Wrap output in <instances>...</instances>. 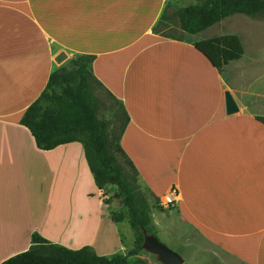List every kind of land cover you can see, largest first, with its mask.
<instances>
[{
    "label": "crops",
    "instance_id": "0c3cea01",
    "mask_svg": "<svg viewBox=\"0 0 264 264\" xmlns=\"http://www.w3.org/2000/svg\"><path fill=\"white\" fill-rule=\"evenodd\" d=\"M169 3L0 0V263L28 250L34 232L101 255L133 243L83 143L41 149L20 122L64 50L94 55V75L126 110L121 145L151 203L175 189L173 206L221 264H264V89L239 74L244 55L219 70L199 49L210 37L158 32ZM226 90L239 107L231 114Z\"/></svg>",
    "mask_w": 264,
    "mask_h": 264
},
{
    "label": "trees",
    "instance_id": "16d2710c",
    "mask_svg": "<svg viewBox=\"0 0 264 264\" xmlns=\"http://www.w3.org/2000/svg\"><path fill=\"white\" fill-rule=\"evenodd\" d=\"M262 12L264 0H194L179 6L176 15L183 30L196 34L232 14ZM199 49L219 70L245 53L240 36L234 33L202 40ZM93 61L94 55H77L71 59V71L64 72L59 67L52 72L46 88L28 106L20 122L31 130L41 149L49 150L74 141L83 143L96 184L105 189L106 195L108 188H114L105 202L110 204L118 198L127 211V215L113 211L112 218L118 222L128 220L135 234L133 245L126 253L101 255L90 246L71 249L34 232L28 250L0 264H139L142 259L133 262L132 257H138L144 250V230L157 235L152 208L158 202L151 203L146 187L140 182L138 169L121 145L129 117L124 109L125 120L115 135L114 118L99 112L94 84L101 85V82L93 73Z\"/></svg>",
    "mask_w": 264,
    "mask_h": 264
},
{
    "label": "rangeland",
    "instance_id": "374dc122",
    "mask_svg": "<svg viewBox=\"0 0 264 264\" xmlns=\"http://www.w3.org/2000/svg\"><path fill=\"white\" fill-rule=\"evenodd\" d=\"M194 2V0H170L165 13L156 26V30L164 35H185L176 10L179 6ZM238 34L244 44L245 54L238 63L242 68L238 70L242 76L250 77L251 87L259 91L264 89V12L255 15L242 13L232 14L223 20L215 23L207 29L201 31L203 36H219L221 34ZM69 57L61 63V71L72 70L71 59ZM225 74H230V69L225 68ZM246 80V78H245ZM95 95L99 100V112L107 118H114V134L117 135L122 128L124 117L123 106L107 93L101 85L94 84ZM109 196L114 188H108ZM105 197V198H109ZM116 204L113 211H120L127 215L122 201L115 198ZM112 211V212H113ZM153 224L157 237L165 244L179 252L185 259L184 264H221L214 249L202 238L201 232L173 203L164 206L160 202L152 208ZM122 229L126 235V241L134 242L135 234L127 219L123 221ZM133 245V243H131ZM119 250L118 252L126 253ZM138 258L142 259L139 264H163L158 255L144 249L138 257H132L133 262Z\"/></svg>",
    "mask_w": 264,
    "mask_h": 264
},
{
    "label": "water",
    "instance_id": "95a60500",
    "mask_svg": "<svg viewBox=\"0 0 264 264\" xmlns=\"http://www.w3.org/2000/svg\"><path fill=\"white\" fill-rule=\"evenodd\" d=\"M66 59H68V53L64 50L60 51L55 60L58 64L63 63ZM225 101H226V112L228 114L234 113L238 111L239 107L235 101L230 90H226L225 92ZM145 232V241L143 244L144 249L155 253L158 255L159 260L163 264H184V257L168 246L167 244L163 243L155 234H149Z\"/></svg>",
    "mask_w": 264,
    "mask_h": 264
},
{
    "label": "built area",
    "instance_id": "2783aa9c",
    "mask_svg": "<svg viewBox=\"0 0 264 264\" xmlns=\"http://www.w3.org/2000/svg\"><path fill=\"white\" fill-rule=\"evenodd\" d=\"M176 194V190L172 189L171 193L167 195L163 200L160 201L161 205L168 206L175 202L174 195Z\"/></svg>",
    "mask_w": 264,
    "mask_h": 264
}]
</instances>
